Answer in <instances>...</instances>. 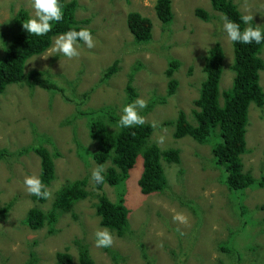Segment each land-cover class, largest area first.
<instances>
[{
  "label": "rangeland",
  "instance_id": "obj_1",
  "mask_svg": "<svg viewBox=\"0 0 264 264\" xmlns=\"http://www.w3.org/2000/svg\"><path fill=\"white\" fill-rule=\"evenodd\" d=\"M76 1L75 17L90 20L86 27L92 31L95 47L87 49L81 42V55L68 60L50 51L53 38L50 49L31 57L24 69L48 71L61 92L10 85L0 94V148L16 153L41 145L59 154L49 187L52 196L42 204L31 199L23 184L26 176L39 175V157L29 152L0 161V208L12 202L0 216V264H25L32 254L35 264H55L56 253L63 251L71 254L72 264H80L74 240L86 245L94 264H264V188L229 191L222 181L223 170L214 165L210 145L198 144L190 137L177 140L172 135L174 128L163 124L174 120L179 110L191 120L193 100L204 79V57L216 43L224 52L219 91L230 87L233 47L222 30V14L209 0H171L173 19L164 26L155 15L156 0ZM232 1L243 16L253 15L254 24L264 26V0ZM198 8L205 10L210 20L197 18L194 12ZM20 9L31 16V0H0V41L4 43L0 42V57L16 30L14 16ZM129 12L151 20L148 42L134 40L126 21ZM260 57L264 62V47ZM171 59L179 63L172 76L177 87L167 96L166 70ZM114 63L116 72L105 79L104 71ZM131 75L134 97L126 89ZM260 85L264 91V71ZM86 92L88 97L83 95ZM138 98L147 101L140 114L154 128L151 142L161 149H179L180 162L163 161L167 188L143 195L137 185L142 158H137L123 195L130 229L124 238L112 231L114 243L108 249L113 259L105 248L95 246V232L103 227L94 205L101 193L116 202L118 190L108 185L102 191L94 188L91 175L96 164L86 150L94 151L96 146L88 137L86 118L78 112L108 107L119 116L126 104ZM248 118L243 169L258 178L264 171V106L251 105ZM80 179L87 180L89 195L56 209L54 233L48 232L47 226L31 230L23 224L31 207L52 210L55 192ZM179 214L186 218L185 223L175 219ZM226 248L231 251L224 252Z\"/></svg>",
  "mask_w": 264,
  "mask_h": 264
},
{
  "label": "trees",
  "instance_id": "obj_2",
  "mask_svg": "<svg viewBox=\"0 0 264 264\" xmlns=\"http://www.w3.org/2000/svg\"><path fill=\"white\" fill-rule=\"evenodd\" d=\"M212 8L229 19L241 24L243 30L247 25L242 22V14L232 0H209ZM171 0H156L154 10L157 19L167 26L173 19ZM64 18L54 25L53 30L46 36L38 37L26 32L23 23L29 19L26 10L20 9L14 16L15 32L4 48L0 57V94H3L10 85H24L29 89L39 87L47 92H61V88L52 80V76L45 70H30L25 72L26 62L33 56H40L48 51L53 38L71 28L86 27L90 20H77L76 0H62ZM195 16L202 21L210 20L209 14L203 9H196ZM127 26L134 40L138 43H146L152 37V22L149 18L138 12H129L126 18ZM254 23V22H253ZM255 24H253V27ZM233 62L230 71L233 74L230 87L223 92L219 91V85L223 74L224 52L219 43L208 49L203 64L204 79L200 84L198 96L193 100L191 120L183 110H179L174 120H167L164 126L174 128L173 137L180 139L190 137L201 145L208 144L214 159V165L223 170V183L229 191H243L248 188H264V171L258 177H254L243 169L242 155L246 152V132L249 124L248 112L251 105L262 109L264 106V91L260 85V73L264 71V62L260 53L264 43L232 44ZM179 66L178 61L171 59L168 62L166 76L169 79L167 96L175 93L177 81L172 78ZM117 70L116 63L104 71V78H109ZM132 75L127 83V91L130 97L135 94L132 88ZM84 93V97L89 96ZM65 100H67L64 97ZM165 99H162L164 102ZM222 100V103H221ZM78 115L86 118L88 137L96 146L94 151L87 154L96 164L105 168V182L96 184V190L108 185L118 190V200L112 202L101 193L97 195L94 205L95 214L99 218V224L103 228L113 231L116 236L124 238L129 231L127 219L128 209L124 205L123 195L126 189V181L130 176L137 158H142V169L137 181L140 192L143 195L162 193L168 185L162 162L178 164L180 162V150L175 148L161 149L151 142L150 138L154 128L150 123L133 128H122L118 125L119 116L112 108L91 109L86 112H78ZM112 127L109 126L108 122ZM33 152L39 157V176L49 188L55 179L54 159L59 154L51 153L44 146H28L16 153L0 148V161H6L16 156ZM87 180L80 179L67 182L54 194L52 210L44 212L37 205L31 207L23 219L31 230H39L44 226L54 233L57 222V208L69 202H78L88 197L86 189ZM31 199L36 204H42L46 200L34 195ZM12 206L8 202L0 208V216H3ZM78 249V262L80 264H94L85 244L78 240L73 241ZM105 250L114 258L113 253ZM224 250V249H222ZM230 249L226 248L224 252ZM231 251V250H230ZM55 264H72L73 258L68 251L57 252ZM112 259V260H113ZM114 261V260H113ZM116 262V261H114ZM36 258L32 254L25 264H35Z\"/></svg>",
  "mask_w": 264,
  "mask_h": 264
},
{
  "label": "clouds",
  "instance_id": "obj_3",
  "mask_svg": "<svg viewBox=\"0 0 264 264\" xmlns=\"http://www.w3.org/2000/svg\"><path fill=\"white\" fill-rule=\"evenodd\" d=\"M33 13L29 19L23 23V28L27 33L34 36H46L53 30L55 24L61 22L64 18V10L62 0H31ZM253 15L242 16L243 24L247 25L243 30L241 24L232 21L225 14L221 16L222 30L226 33L227 40L232 44H257L264 43V26L253 27ZM3 43V41H0ZM87 49L95 47V38L90 28L80 27L71 28L66 32L58 34L54 37L52 52L63 55L66 59L72 60L81 55L82 44ZM4 44V43H3ZM147 107V101L138 98L135 101L126 104L119 115L118 125L122 128H133L142 126L146 123V119L141 115V110ZM160 143H163L161 137ZM105 168L103 165L97 166L91 175V180L96 184L105 182ZM23 184L30 195H34L40 199H50L51 190L44 184L39 175H28L24 178ZM128 217V216H127ZM181 223L186 222V218L179 214L175 217ZM114 243V235L108 228H102L95 232V246L97 248H110Z\"/></svg>",
  "mask_w": 264,
  "mask_h": 264
}]
</instances>
